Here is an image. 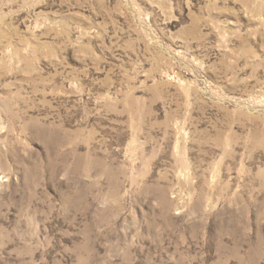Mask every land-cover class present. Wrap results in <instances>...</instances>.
Returning <instances> with one entry per match:
<instances>
[{"label":"rangeland","instance_id":"rangeland-1","mask_svg":"<svg viewBox=\"0 0 264 264\" xmlns=\"http://www.w3.org/2000/svg\"><path fill=\"white\" fill-rule=\"evenodd\" d=\"M0 264H264V0H0Z\"/></svg>","mask_w":264,"mask_h":264}]
</instances>
